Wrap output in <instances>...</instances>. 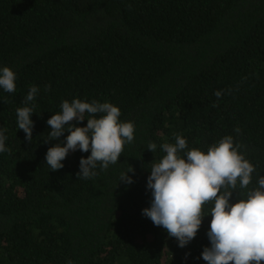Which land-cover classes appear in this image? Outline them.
<instances>
[{
    "label": "trees",
    "instance_id": "trees-1",
    "mask_svg": "<svg viewBox=\"0 0 264 264\" xmlns=\"http://www.w3.org/2000/svg\"><path fill=\"white\" fill-rule=\"evenodd\" d=\"M5 66L17 78L14 93L0 89L11 150L0 153V264H206L211 216L179 247L142 214L147 177L176 134L205 152L232 136L264 176V0H0ZM33 85L38 95L25 105ZM73 99L111 103L136 128L118 163L88 179L77 173L90 152H70L57 171L45 160L68 135L45 142L46 121ZM32 104L29 143L16 109Z\"/></svg>",
    "mask_w": 264,
    "mask_h": 264
},
{
    "label": "clouds",
    "instance_id": "clouds-1",
    "mask_svg": "<svg viewBox=\"0 0 264 264\" xmlns=\"http://www.w3.org/2000/svg\"><path fill=\"white\" fill-rule=\"evenodd\" d=\"M16 78L9 67L0 68V89L14 93ZM49 88L45 86L46 91ZM38 91L37 86H31L24 104L33 102ZM214 95L220 98L222 93L216 91ZM34 107L32 104L16 109L17 127L25 133L29 143L33 142L31 116L35 113ZM60 107L62 111L52 114L46 121L50 131L45 142L57 140L65 131L68 133L63 143L47 149L45 160L51 171L63 168L62 161L68 154L79 150L90 152V155L80 158L77 177L91 178L97 175L94 170L98 165L107 170L118 163L125 145L134 141V123L122 122L120 109L111 103L73 99L71 102L64 100ZM86 114V126L72 123L85 120ZM235 131L239 132V129ZM5 132L6 129H0V153L11 154L6 147ZM160 147L164 155L152 165L147 177L152 199L150 207L143 209L142 214L155 226L165 229L181 248L196 237L204 217L210 215L206 233L210 246L201 253L206 264L264 262V176L240 151L242 145L235 143L232 136H224L205 152L199 148L189 149L188 141L176 134L174 144L163 143ZM156 149L157 144L149 142L147 150L152 153ZM128 172H134V169L130 166L119 181L132 184L134 181ZM254 173L256 185L249 188ZM238 188L247 190L246 198L231 202Z\"/></svg>",
    "mask_w": 264,
    "mask_h": 264
}]
</instances>
